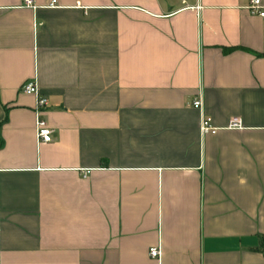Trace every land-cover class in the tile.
Masks as SVG:
<instances>
[{
    "label": "crops",
    "instance_id": "0c3cea01",
    "mask_svg": "<svg viewBox=\"0 0 264 264\" xmlns=\"http://www.w3.org/2000/svg\"><path fill=\"white\" fill-rule=\"evenodd\" d=\"M251 1L0 0V264H264Z\"/></svg>",
    "mask_w": 264,
    "mask_h": 264
},
{
    "label": "built area",
    "instance_id": "2783aa9c",
    "mask_svg": "<svg viewBox=\"0 0 264 264\" xmlns=\"http://www.w3.org/2000/svg\"><path fill=\"white\" fill-rule=\"evenodd\" d=\"M32 0H25L26 6L32 5ZM249 11L252 15H258L261 18H264V6L261 3V0H252L249 7ZM22 93L25 95L37 96L40 97L39 87L36 81H31L26 83L22 87ZM49 106V101L47 98L40 97L37 102L36 107V131L37 138L40 143L51 144L54 141V130L48 126L47 121L44 119V113ZM193 107L200 111V132L203 137L207 135H215L218 132V128L213 125V121L208 117L203 111V103L201 100L194 102ZM230 129H241L242 123L239 119H233L229 126ZM161 251L159 248H152L149 252V256L152 259H159Z\"/></svg>",
    "mask_w": 264,
    "mask_h": 264
},
{
    "label": "trees",
    "instance_id": "16d2710c",
    "mask_svg": "<svg viewBox=\"0 0 264 264\" xmlns=\"http://www.w3.org/2000/svg\"><path fill=\"white\" fill-rule=\"evenodd\" d=\"M260 251L264 252V241L262 242V247L259 248Z\"/></svg>",
    "mask_w": 264,
    "mask_h": 264
}]
</instances>
